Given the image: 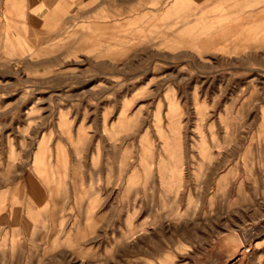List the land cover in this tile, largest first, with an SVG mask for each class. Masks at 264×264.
<instances>
[{
	"label": "rangeland",
	"instance_id": "1",
	"mask_svg": "<svg viewBox=\"0 0 264 264\" xmlns=\"http://www.w3.org/2000/svg\"><path fill=\"white\" fill-rule=\"evenodd\" d=\"M0 8V264H264V0Z\"/></svg>",
	"mask_w": 264,
	"mask_h": 264
},
{
	"label": "bare ground",
	"instance_id": "2",
	"mask_svg": "<svg viewBox=\"0 0 264 264\" xmlns=\"http://www.w3.org/2000/svg\"><path fill=\"white\" fill-rule=\"evenodd\" d=\"M28 1H29V0H28ZM56 1H57V0H56ZM58 1H59V0H58ZM61 1H62V0H61ZM94 1H95V0H94ZM10 2H11V1H10ZM10 2H8V3H10ZM12 2H14V1H12ZM52 2H53V1H52ZM131 2H132V1H131ZM31 3H33V2H31ZM56 3H57V2H56ZM112 3H114V2H112ZM132 3H133V2H132ZM54 4H55V3H54ZM126 4H127V3H126ZM130 4H131V3H130ZM28 5H29V3H28ZM32 5H33V4H32ZM55 5H56V4H55ZM111 5H112V4H111ZM114 5H115V4H114ZM26 6H27V5H26ZM30 6H31V5H30ZM30 6H28V7H30ZM87 6H88V5H87ZM124 6H125V5H124ZM124 6H123V7H124ZM33 7H34V6H33ZM101 8H102V7H101ZM101 8H100V9H101ZM0 9H1V8H0ZM28 9H29V8H28ZM28 9H27V10H28ZM124 9H127V8H124ZM121 10H122V9H121ZM128 10H129V9H128ZM128 10H125V12L128 11ZM95 11H97V10H95ZM122 11L124 12V10H122ZM132 11H133V10H132ZM137 11H138V10H137ZM165 14H166V12H165ZM14 16H15V15H14ZM11 17H12V16H11ZM90 18H91V17H90ZM94 18H95V17H94ZM94 18H93V19H94ZM138 18H139V17H138ZM96 19H97V18H96ZM99 19H100V18H99ZM101 20H102V18H101ZM104 20H105V19H104ZM139 20H140V18H139ZM116 22H117V21H116ZM122 24H124V23H122ZM122 24H120V25H122ZM116 25H118V24H116ZM117 29H118V28H117ZM101 32H103V31H101ZM108 32H109V31H108ZM98 33H99V32H98ZM99 35H100V34H99ZM91 36H92V35H91ZM202 37H203V36H202ZM90 38H91V37H90ZM97 41H98V40H97ZM86 42H87V40H86ZM79 44H82V43H79ZM225 234H226V233H225ZM225 234H224V235H225ZM227 234H228V233H227ZM239 237H240V236H239ZM224 238H227V237L225 236ZM228 238H230V237H228ZM228 238H227V239H228ZM240 238H241V237H240ZM230 240H231V239H230ZM239 242H240V241H239ZM227 243H228V242H227ZM232 243H233V241H232ZM237 243H238V242H237ZM240 243H241V242H240ZM230 244H231V243H230ZM233 245H237V244H233ZM240 245H241V244H240ZM238 246H239V245H238ZM243 249H244L243 246H240V247L236 248V250H235L236 253H237L236 255L239 256ZM230 253H231V252H230ZM229 256H231V255H229Z\"/></svg>",
	"mask_w": 264,
	"mask_h": 264
}]
</instances>
